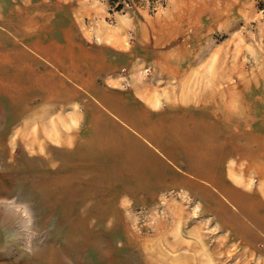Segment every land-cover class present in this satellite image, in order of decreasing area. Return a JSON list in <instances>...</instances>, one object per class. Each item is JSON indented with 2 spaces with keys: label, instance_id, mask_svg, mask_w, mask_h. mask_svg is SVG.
Listing matches in <instances>:
<instances>
[{
  "label": "rangeland",
  "instance_id": "374dc122",
  "mask_svg": "<svg viewBox=\"0 0 264 264\" xmlns=\"http://www.w3.org/2000/svg\"><path fill=\"white\" fill-rule=\"evenodd\" d=\"M39 1L17 2L25 7ZM49 1L30 9L40 27L30 34L9 31V42L2 43L5 49L25 53L22 62L0 67V148H7L0 153V197L26 206L40 234L30 233L29 220L19 227L14 211L6 213L0 202V259L6 264H41L34 255H47L53 246L56 256L70 264H264V0H166L154 11L145 3L113 12L109 0ZM0 9L5 22L1 4ZM114 31L118 37L121 33L126 46L141 49L137 69L145 80L158 79L148 49L164 50L171 59L175 47L186 44L184 60H207L208 89L210 78L220 74L222 90L239 86L238 145L248 154H238L235 162L234 151H224L223 187L212 188L216 195L178 186L158 195L134 196L109 179H75L71 189L50 182L64 175L61 167L79 166L84 175L91 166L101 171L89 155L71 151L85 150L84 139L75 143L66 138L74 129L89 130L90 115L84 112L93 92L79 89L77 83L56 82L61 75L57 57L71 34L99 43L103 37L114 41L116 36L105 35ZM202 45L204 50L197 49ZM20 67L39 83L25 82L26 76L16 74ZM120 67L128 88L133 72L127 64ZM69 90L72 93L63 98ZM27 100L30 108L23 111ZM18 127L28 133L40 130V145L21 143ZM226 144L230 147V140ZM38 165L45 182L40 193L23 180ZM78 224L89 232L76 234L73 226Z\"/></svg>",
  "mask_w": 264,
  "mask_h": 264
},
{
  "label": "crops",
  "instance_id": "0c3cea01",
  "mask_svg": "<svg viewBox=\"0 0 264 264\" xmlns=\"http://www.w3.org/2000/svg\"><path fill=\"white\" fill-rule=\"evenodd\" d=\"M17 1L11 0L9 4L0 1L4 12L11 7L18 10L12 19L6 18L11 26H4L6 21L0 18L2 68L12 61L22 62L25 53L2 46L10 40L7 32L30 34L40 27L29 13L33 5H40L43 0L37 4L28 2L25 7ZM65 5L74 9L72 3ZM109 34L116 36L114 41L107 42L103 37L99 43L87 42L83 34H71L57 57L61 75L56 82L77 83L79 89L93 92V100H87L84 112L90 115L86 122L89 130L83 133L74 129L69 138L75 143L81 139L88 143L85 150L71 148V151L89 155L91 163L101 171L92 170L90 165L89 174L84 175L86 171L78 166L71 168L76 172L75 178H89L90 183L114 180L112 184H119L122 192L134 196L158 195L161 190L178 186L198 195H216L212 188L223 187L224 151H234L235 162L238 154H248L240 152L238 145L239 86L228 85L227 90H222L218 86L223 77L220 74L210 78L213 83L208 89L207 60H184L181 52L186 44L176 46L171 59H166L170 53L164 50L148 49L158 79L145 80L137 69L142 61L141 49L126 46L121 33H117L119 37L115 31L105 35ZM122 64L133 72L128 88L123 84L126 76L120 72ZM23 70L17 68L16 74L26 76L25 82L39 83L36 75H25ZM39 92L43 96V87L39 86ZM68 92L62 97L67 99L72 90ZM228 140L230 147L226 144ZM109 162L119 167L111 168ZM70 166L75 165L70 161ZM206 207L211 209L207 204Z\"/></svg>",
  "mask_w": 264,
  "mask_h": 264
},
{
  "label": "bare ground",
  "instance_id": "6f19581e",
  "mask_svg": "<svg viewBox=\"0 0 264 264\" xmlns=\"http://www.w3.org/2000/svg\"><path fill=\"white\" fill-rule=\"evenodd\" d=\"M2 8H4L2 6ZM1 11V9H0ZM18 10H16L14 7L13 9H10L6 12V18L8 17L9 19H12L16 13H17ZM8 22V21H7ZM11 22V21H10ZM29 23V22H28ZM8 26H10L9 23H7ZM3 62V61H2ZM231 87V86H230ZM233 88V86H232ZM69 93V92H68ZM240 94V93H238ZM39 96V95H38ZM58 96V95H57ZM33 98V97H32ZM259 98V97H258ZM29 102L30 100H27V101H24L23 104H22V109L23 111H26L30 108V105H29ZM227 106V105H226ZM5 131V130H4ZM15 133L17 134V137L18 139L21 140V143H23L24 145L25 144H33V145H37L39 144L40 145V135H41V131L40 130H36V132L34 133H28L27 130H25V128L23 129H18L15 131ZM2 134V132H1ZM72 134V133H71ZM10 135V134H9ZM98 138V137H97ZM100 138V137H99ZM17 139V140H18ZM70 139V138H69ZM71 140V139H70ZM69 140V141H70ZM11 141V140H10ZM13 141V140H12ZM65 142V141H64ZM10 144V143H9ZM8 144V145H9ZM13 144H16L13 142ZM11 145V144H10ZM9 147V146H8ZM5 148L6 146H2L0 148V153L2 152H5ZM11 148V147H10ZM7 149V148H6ZM96 151V150H95ZM71 152V151H70ZM17 155V154H16ZM10 156V154H9ZM23 157V155L21 156ZM128 157V156H126ZM150 157V156H149ZM28 158V157H27ZM119 158V156H118ZM117 159V158H115ZM28 160V159H27ZM152 160V159H151ZM119 161V159H118ZM12 162V161H11ZM31 162V161H30ZM38 162V161H37ZM36 162V163H37ZM104 162V161H103ZM150 162V160H149ZM29 163V162H28ZM33 163V162H32ZM35 163V165H36ZM40 163V162H39ZM52 163V162H51ZM54 163V162H53ZM97 163V162H96ZM95 163V164H96ZM97 164H100V163H97ZM106 164V162H105ZM14 165V164H13ZM34 165V164H33ZM52 165V164H51ZM57 165V164H56ZM44 166V165H43ZM53 166V165H52ZM104 166V165H103ZM109 166L111 168H114V167H119L118 164L116 166H114V162H109ZM20 167V166H19ZM100 167V166H99ZM108 167V166H107ZM10 168V167H9ZM48 168V167H47ZM55 169V168H54ZM61 169H63V172H64V175L59 174V175H56L55 178H51L50 179V182L51 183H56L57 185H60L61 187H64L66 189H71V183L76 179L75 177V174L76 172L74 170H65L64 167H61ZM109 169V168H108ZM26 172V171H25ZM18 173V172H17ZM23 173V172H22ZM102 173V172H101ZM106 173V172H104ZM15 174V173H14ZM100 174V173H99ZM101 176H103V174H100ZM110 176V174H109ZM44 179L43 177V174H42V169H41V166L38 165V167L36 168V170H34L33 172H29V173H25L24 177H23V180L24 182L26 183V185L28 186V188L34 190V191H37L38 193H40V190L42 188H44V183L42 182ZM94 180V179H93ZM96 180V178H95ZM161 180V179H160ZM162 182V181H161ZM77 200V199H76ZM0 202H4V205L6 206V209H5V212L7 213L8 210H13L14 211V215H15V222L19 224V227H23V226H26L28 220L32 223L31 226L28 225L30 227V233L34 236H39L40 234V229L36 223V221L33 219L34 217H32V215L30 216L29 212H28V209L26 206H23L21 205L20 203H18L16 200H12V201H8L6 197H0ZM83 209V208H82ZM80 210V209H79ZM89 212V211H88ZM11 213V212H10ZM87 213V212H86ZM98 214V213H97ZM86 216V214H84ZM87 217V216H86ZM14 218V217H13ZM85 219V217H84ZM87 219V218H86ZM91 219V217H90ZM84 221V220H83ZM95 221V220H94ZM93 222V221H92ZM23 224V225H22ZM93 225V224H91ZM75 230H78L76 232V234L78 235H82V234H86L89 232V230H87L86 228V225H81V224H78V225H75L73 226ZM33 228V229H32ZM98 228V227H97ZM169 235V234H168ZM86 236V235H84ZM87 242V241H86ZM90 243V242H89ZM92 245V244H91ZM94 246V245H93ZM57 249L53 246H51V248L49 249L47 255H41V254H35L34 256H36V260H38V262H40L41 264H70L68 261H66L64 258L62 257H58L56 256L55 254V251ZM35 260V261H36ZM33 262V261H32ZM106 262V261H105ZM107 263V262H106ZM0 264H6V261L5 260H1L0 259ZM20 264H26V262H22Z\"/></svg>",
  "mask_w": 264,
  "mask_h": 264
},
{
  "label": "trees",
  "instance_id": "16d2710c",
  "mask_svg": "<svg viewBox=\"0 0 264 264\" xmlns=\"http://www.w3.org/2000/svg\"><path fill=\"white\" fill-rule=\"evenodd\" d=\"M110 3V11L114 10H123L126 7L134 8L139 5H144L145 3H149L150 9L153 11L160 5H165L166 0H109Z\"/></svg>",
  "mask_w": 264,
  "mask_h": 264
}]
</instances>
